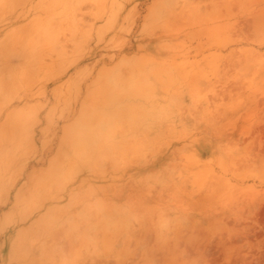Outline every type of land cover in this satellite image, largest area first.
Returning a JSON list of instances; mask_svg holds the SVG:
<instances>
[{"label": "rangeland", "instance_id": "374dc122", "mask_svg": "<svg viewBox=\"0 0 264 264\" xmlns=\"http://www.w3.org/2000/svg\"><path fill=\"white\" fill-rule=\"evenodd\" d=\"M0 264H264V0H0Z\"/></svg>", "mask_w": 264, "mask_h": 264}]
</instances>
